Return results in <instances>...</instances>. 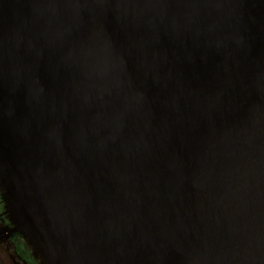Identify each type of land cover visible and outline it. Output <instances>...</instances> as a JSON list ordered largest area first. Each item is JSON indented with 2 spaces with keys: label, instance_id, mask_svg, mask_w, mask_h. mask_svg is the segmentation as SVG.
<instances>
[{
  "label": "water",
  "instance_id": "obj_1",
  "mask_svg": "<svg viewBox=\"0 0 264 264\" xmlns=\"http://www.w3.org/2000/svg\"><path fill=\"white\" fill-rule=\"evenodd\" d=\"M0 190L41 264H264V0H0Z\"/></svg>",
  "mask_w": 264,
  "mask_h": 264
},
{
  "label": "flooded vegetation",
  "instance_id": "obj_2",
  "mask_svg": "<svg viewBox=\"0 0 264 264\" xmlns=\"http://www.w3.org/2000/svg\"><path fill=\"white\" fill-rule=\"evenodd\" d=\"M6 199L0 190V264H41L5 213Z\"/></svg>",
  "mask_w": 264,
  "mask_h": 264
}]
</instances>
